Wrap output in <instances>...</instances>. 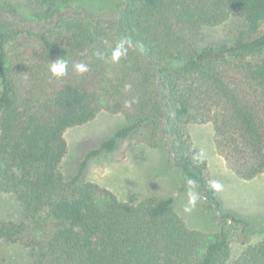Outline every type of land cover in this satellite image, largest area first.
Wrapping results in <instances>:
<instances>
[{
    "label": "trees",
    "instance_id": "obj_1",
    "mask_svg": "<svg viewBox=\"0 0 264 264\" xmlns=\"http://www.w3.org/2000/svg\"><path fill=\"white\" fill-rule=\"evenodd\" d=\"M35 1L28 15L0 0V194L23 210L21 221L0 220V243L31 249L33 264H227L233 242L264 233L260 221L221 211L207 159L192 160L189 129L212 123L232 172L264 174V0H116L98 12L84 0ZM205 26H224L229 42L200 48ZM121 37L133 47L118 63L94 55L110 54ZM58 58L68 61L61 78L49 72ZM80 62L89 72L73 71ZM102 112L127 123L66 179V132ZM128 139L163 150L179 191L196 181L216 233L190 229L173 196L131 204L85 180L93 159ZM232 264H264V238Z\"/></svg>",
    "mask_w": 264,
    "mask_h": 264
},
{
    "label": "rangeland",
    "instance_id": "obj_2",
    "mask_svg": "<svg viewBox=\"0 0 264 264\" xmlns=\"http://www.w3.org/2000/svg\"><path fill=\"white\" fill-rule=\"evenodd\" d=\"M30 15L37 9L35 0H10ZM116 0H84L90 11L107 9ZM240 23L235 17L233 22ZM224 26H205L199 37V46L220 45L229 42ZM127 123L124 116L100 113L92 122L69 129L65 137L68 153L61 170L70 179L79 169L87 153L111 138ZM190 133L195 147L204 149L211 180H218L222 190L217 192L222 204V212H231L238 217L264 224V174L253 179L243 180L232 172L215 146V129L212 123H191ZM163 150L135 139L120 144L118 151L93 159L85 172V180L95 182L113 192L121 201L137 204L147 197H169L176 199L175 210L192 230L216 233L215 222L202 212L198 201L191 213L183 211L187 203L186 192L178 190L180 179L165 166ZM23 210L12 194H0V220L21 221ZM264 238V233L253 232L249 245H255ZM249 245L233 242L231 258L227 264L238 259ZM10 264H33L31 249L20 244L0 243V262Z\"/></svg>",
    "mask_w": 264,
    "mask_h": 264
},
{
    "label": "clouds",
    "instance_id": "obj_3",
    "mask_svg": "<svg viewBox=\"0 0 264 264\" xmlns=\"http://www.w3.org/2000/svg\"><path fill=\"white\" fill-rule=\"evenodd\" d=\"M133 47L132 42L125 38L121 37L115 46L111 49L110 54H105L104 52L97 51L94 55L100 60L105 61L106 63H118L121 58L127 56L129 48ZM135 47L139 51H143V45L137 44ZM68 69V61L65 58H58L55 61L49 62V72L55 78H61L66 75ZM88 64L84 62L76 63L73 65V71L77 74L83 75L89 72ZM206 158V153L204 149H200L198 152L193 153L192 160L195 163H201ZM187 184V203L184 206L183 211L185 213H191L196 207L198 201L201 199V193L196 191V181L189 178L186 181ZM209 190L213 192H219L222 190V185L218 180H209L208 182Z\"/></svg>",
    "mask_w": 264,
    "mask_h": 264
}]
</instances>
